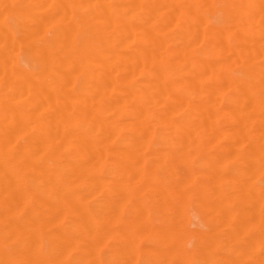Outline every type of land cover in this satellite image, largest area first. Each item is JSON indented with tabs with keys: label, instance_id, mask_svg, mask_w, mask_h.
I'll return each mask as SVG.
<instances>
[{
	"label": "bare ground",
	"instance_id": "obj_1",
	"mask_svg": "<svg viewBox=\"0 0 264 264\" xmlns=\"http://www.w3.org/2000/svg\"><path fill=\"white\" fill-rule=\"evenodd\" d=\"M140 257L264 264V0H0V264Z\"/></svg>",
	"mask_w": 264,
	"mask_h": 264
},
{
	"label": "rangeland",
	"instance_id": "obj_2",
	"mask_svg": "<svg viewBox=\"0 0 264 264\" xmlns=\"http://www.w3.org/2000/svg\"><path fill=\"white\" fill-rule=\"evenodd\" d=\"M162 147H168V145L167 146L162 145ZM193 204L194 206L189 209L191 227L201 228L207 231L208 233L210 232V234L212 233L214 234L216 230L213 225H210L211 222L209 216L198 207L197 202ZM147 245H148V241L145 238L141 239V246H147ZM137 260L138 261H136V264H144V261L141 259V257Z\"/></svg>",
	"mask_w": 264,
	"mask_h": 264
}]
</instances>
